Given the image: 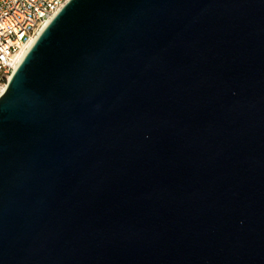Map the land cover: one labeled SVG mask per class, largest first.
Returning a JSON list of instances; mask_svg holds the SVG:
<instances>
[{"label":"water","instance_id":"95a60500","mask_svg":"<svg viewBox=\"0 0 264 264\" xmlns=\"http://www.w3.org/2000/svg\"><path fill=\"white\" fill-rule=\"evenodd\" d=\"M0 264H264V0H67L0 94Z\"/></svg>","mask_w":264,"mask_h":264},{"label":"built area","instance_id":"2783aa9c","mask_svg":"<svg viewBox=\"0 0 264 264\" xmlns=\"http://www.w3.org/2000/svg\"><path fill=\"white\" fill-rule=\"evenodd\" d=\"M67 0H0V94L18 66L16 56Z\"/></svg>","mask_w":264,"mask_h":264},{"label":"bare ground","instance_id":"6f19581e","mask_svg":"<svg viewBox=\"0 0 264 264\" xmlns=\"http://www.w3.org/2000/svg\"><path fill=\"white\" fill-rule=\"evenodd\" d=\"M37 36L31 37L26 45L20 50V52L16 56V62L17 64L22 60L23 56L27 52V50L30 48V46L33 44L34 40L36 39Z\"/></svg>","mask_w":264,"mask_h":264}]
</instances>
